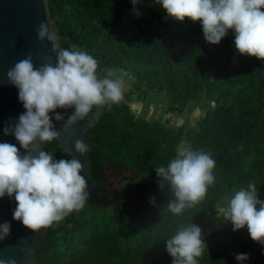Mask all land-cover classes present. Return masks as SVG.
<instances>
[{"label": "trees", "instance_id": "16d2710c", "mask_svg": "<svg viewBox=\"0 0 264 264\" xmlns=\"http://www.w3.org/2000/svg\"><path fill=\"white\" fill-rule=\"evenodd\" d=\"M47 4L63 46L87 50L101 70L128 71L136 86L164 90L169 107L178 112L203 97L213 105L197 129L137 116L127 98L106 107L104 118L89 133L92 178L86 208L43 230L38 264H172L166 239L179 226H201L225 194L246 188L250 181L264 200V67L254 68L253 56L238 53L231 30L219 44H210L199 21L169 18L155 0H142L136 6L139 16L131 0ZM182 145L212 155L216 182L203 202L174 215L167 209L172 193L159 188L155 167L167 166ZM44 147L55 159L68 158L58 141ZM137 166L130 178L137 204L127 208L120 194L103 193L108 169ZM202 229L208 247L199 264H241L235 258L240 253L249 254L243 264H264V245L251 239L247 227Z\"/></svg>", "mask_w": 264, "mask_h": 264}, {"label": "clouds", "instance_id": "9594fccd", "mask_svg": "<svg viewBox=\"0 0 264 264\" xmlns=\"http://www.w3.org/2000/svg\"><path fill=\"white\" fill-rule=\"evenodd\" d=\"M135 14L142 0H131ZM167 17L183 22L186 18L199 21L206 42L219 44L229 30L234 33L235 47L240 55L264 61V0H155ZM37 39L51 45L52 56L42 57L37 66L34 54L26 56L8 69L7 82L18 89V98L25 111L18 121L4 128L5 135H13L20 147L0 142V198L8 196L16 201L13 219L39 233L59 224L71 213L85 206L90 192L91 177L84 163L77 158L91 151L83 138L76 139L74 150L64 146L68 158L55 159L53 151L33 146L60 141L61 130L55 121L63 123V130L85 121L89 115L122 102L126 85L114 68L100 69L99 61L77 45L63 46L50 18L36 29ZM103 73V74H101ZM65 112L73 109L70 114ZM21 148L24 153H21ZM216 160L203 149H178L167 166L155 167L158 185L166 187L173 199L167 209L181 215L207 198L216 182ZM156 198L150 203L155 205ZM223 221H230L233 231L247 227L251 239L264 245V200L254 182L234 192L226 206L215 209ZM11 235V222L0 223V242ZM207 243L201 226L181 225L166 239V251L172 264H199ZM241 264L249 254L235 256ZM0 264H18L15 257L0 259Z\"/></svg>", "mask_w": 264, "mask_h": 264}, {"label": "water", "instance_id": "95a60500", "mask_svg": "<svg viewBox=\"0 0 264 264\" xmlns=\"http://www.w3.org/2000/svg\"><path fill=\"white\" fill-rule=\"evenodd\" d=\"M50 18L55 30L57 27L50 15L47 0H0V142H9L20 147L13 135H5V126L17 122L19 115L25 111L22 102L18 98V89L7 82L6 73L15 62L24 58L27 53L34 54L37 66L42 62V57L52 56L55 62V54L49 50L48 41L41 42L37 39L36 29L42 21ZM58 33V31H57ZM61 113L70 114L73 109H57ZM104 110L97 116L89 115L85 121L72 126L70 131L63 130V123L55 121L57 128L61 130L59 144L69 146L74 150L76 139L83 138L91 145L89 133L92 128L104 118ZM44 145L35 144L33 148L39 150ZM21 153L24 150L21 148ZM84 165L88 175L92 178L90 152L81 156L75 153ZM16 201L4 196L0 198V223L11 222V235L0 242V259L7 260L15 257L18 264H37V252L44 243L45 233L43 229L37 233L25 227L22 222L13 219V211Z\"/></svg>", "mask_w": 264, "mask_h": 264}, {"label": "rangeland", "instance_id": "374dc122", "mask_svg": "<svg viewBox=\"0 0 264 264\" xmlns=\"http://www.w3.org/2000/svg\"><path fill=\"white\" fill-rule=\"evenodd\" d=\"M55 23V22H54ZM252 66L254 68L264 67V61L253 57ZM217 66L211 70V75H214ZM117 74L125 81L126 90L123 98L130 101L132 111L137 116H143L147 119H159L167 125L180 126L184 125L186 128L197 129L199 119L206 113V110L213 105V102L206 99L192 100L187 109L183 112H178L171 109L170 99L167 93L158 88L149 86L138 87L135 85V79L128 71H117ZM184 147V145H182ZM181 147V148H182ZM137 167L124 168L118 171L108 169L102 180L103 193L106 194H120L124 197V206L127 208L133 207L139 202L138 197L134 195L132 187V179L136 174ZM234 191L225 194L219 201L218 207L226 206L228 199ZM86 208V204L84 206ZM217 207V208H218ZM220 224L227 227H232L230 221H223L221 217L215 212L212 216L203 217L201 226L203 228H217ZM38 264V263H37Z\"/></svg>", "mask_w": 264, "mask_h": 264}]
</instances>
